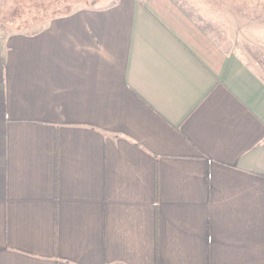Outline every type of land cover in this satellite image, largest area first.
I'll use <instances>...</instances> for the list:
<instances>
[{"label": "crops", "instance_id": "1", "mask_svg": "<svg viewBox=\"0 0 264 264\" xmlns=\"http://www.w3.org/2000/svg\"><path fill=\"white\" fill-rule=\"evenodd\" d=\"M219 2L0 0V264H264V68Z\"/></svg>", "mask_w": 264, "mask_h": 264}, {"label": "rangeland", "instance_id": "2", "mask_svg": "<svg viewBox=\"0 0 264 264\" xmlns=\"http://www.w3.org/2000/svg\"><path fill=\"white\" fill-rule=\"evenodd\" d=\"M224 1L226 2H219L218 7L214 8V10L217 11L215 16H217L216 20L218 23L216 24L214 21L206 20L203 24L204 27L209 31L210 35L219 45L225 49L234 46L237 50L245 53L246 59H248L252 64H256L258 67L264 68V63L261 60H258L260 59L259 55L252 49L254 48L253 41H251L252 44L250 43L249 45L246 42L247 39L236 37L240 34L237 31L239 29L242 30L246 21L261 20L264 22V0ZM11 11L12 10L10 8H6V31L10 29V22L8 20L11 18ZM15 25H17V22ZM261 71L264 73L263 69Z\"/></svg>", "mask_w": 264, "mask_h": 264}]
</instances>
